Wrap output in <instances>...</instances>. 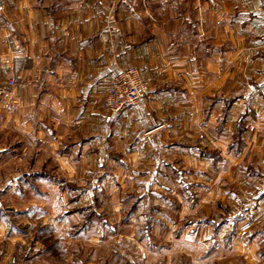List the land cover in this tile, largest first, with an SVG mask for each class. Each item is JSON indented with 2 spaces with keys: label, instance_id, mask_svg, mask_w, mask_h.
<instances>
[{
  "label": "crops",
  "instance_id": "obj_1",
  "mask_svg": "<svg viewBox=\"0 0 264 264\" xmlns=\"http://www.w3.org/2000/svg\"><path fill=\"white\" fill-rule=\"evenodd\" d=\"M0 7V129L10 120L31 134L23 113L46 112L49 123L39 129L49 128V177L60 182L49 179V190L70 181L84 187L101 168L115 181L195 169L199 160L206 166L201 149L219 145L224 157L237 128L239 158L251 153L248 177L264 201V0H0ZM129 67L150 92L109 115L108 87ZM5 155L0 150L1 162ZM65 196L64 205L92 204ZM254 235V245L264 244V230ZM254 256L264 264V249Z\"/></svg>",
  "mask_w": 264,
  "mask_h": 264
},
{
  "label": "rangeland",
  "instance_id": "obj_2",
  "mask_svg": "<svg viewBox=\"0 0 264 264\" xmlns=\"http://www.w3.org/2000/svg\"><path fill=\"white\" fill-rule=\"evenodd\" d=\"M23 114L32 118L31 134L10 120L0 129L6 154L0 161V264L259 263L254 254L264 244L252 241L255 230H264V201L248 177L251 153L239 158L237 128L224 157L219 145L201 147L206 166L199 160L195 169L122 174L115 181L101 168L84 177V187L70 181L49 190V179L59 181L49 177V128L39 129L49 117ZM258 160L264 167V157ZM64 195L69 204H92L64 205Z\"/></svg>",
  "mask_w": 264,
  "mask_h": 264
},
{
  "label": "built area",
  "instance_id": "obj_3",
  "mask_svg": "<svg viewBox=\"0 0 264 264\" xmlns=\"http://www.w3.org/2000/svg\"><path fill=\"white\" fill-rule=\"evenodd\" d=\"M11 84H14L11 82ZM250 90H254L250 87ZM150 92L148 82L142 77L139 69L129 67L120 69L111 81L104 100V108L109 115H120L138 106ZM251 225L245 224L249 229Z\"/></svg>",
  "mask_w": 264,
  "mask_h": 264
}]
</instances>
